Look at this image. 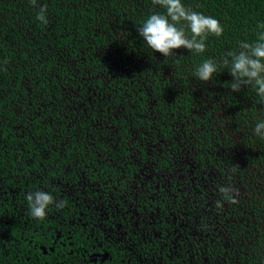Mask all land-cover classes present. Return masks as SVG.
<instances>
[{
  "label": "trees",
  "instance_id": "trees-1",
  "mask_svg": "<svg viewBox=\"0 0 264 264\" xmlns=\"http://www.w3.org/2000/svg\"><path fill=\"white\" fill-rule=\"evenodd\" d=\"M184 3L218 18L224 34L210 38L202 55L181 48L165 58L137 32L147 16L162 11L153 0H0V264H15L25 223L38 226L58 213L54 205L44 220L32 218L26 193L51 191L58 203L75 207L66 188L75 190L81 173H89L88 161L96 159L86 142V116L105 119L108 107H123L135 121L153 103L167 125L184 124L193 139L206 133L219 165L238 162L226 184L247 191L237 221L259 244L241 245V258L264 264V140L252 131L264 117V103L251 86L231 92L227 70L207 83L195 75L204 59H219L236 50L237 41L255 39L264 0ZM41 8L46 23L36 19Z\"/></svg>",
  "mask_w": 264,
  "mask_h": 264
},
{
  "label": "flooded vegetation",
  "instance_id": "flooded-vegetation-1",
  "mask_svg": "<svg viewBox=\"0 0 264 264\" xmlns=\"http://www.w3.org/2000/svg\"><path fill=\"white\" fill-rule=\"evenodd\" d=\"M155 105L135 121L123 107H108L105 119L86 116L96 159L88 158L75 190L66 188L75 207L60 201L50 219L25 223L15 264H249L241 245L259 244L237 221L247 191L233 188L235 203L219 192L238 162L219 165L206 133L193 139L184 124L167 125Z\"/></svg>",
  "mask_w": 264,
  "mask_h": 264
},
{
  "label": "clouds",
  "instance_id": "clouds-1",
  "mask_svg": "<svg viewBox=\"0 0 264 264\" xmlns=\"http://www.w3.org/2000/svg\"><path fill=\"white\" fill-rule=\"evenodd\" d=\"M35 5L36 0H30ZM154 11L147 16L137 29L138 36L152 51L165 58L174 57V50L185 49L191 54L202 55L208 49L210 38H221L224 24L216 17L206 15L187 6L184 0H153ZM47 22L45 9L41 8L36 17ZM255 39L237 41L236 50L228 51L219 59H204L195 69L196 79L211 82L219 72L227 70L232 77L230 91L241 92L251 86L256 97L264 103V22L258 21ZM253 135L264 140V117L253 125ZM222 201L235 203V190L230 185L221 186ZM29 215L44 220L50 208L59 206L53 193L37 188L25 194ZM222 201L217 202L221 206Z\"/></svg>",
  "mask_w": 264,
  "mask_h": 264
},
{
  "label": "bare ground",
  "instance_id": "bare-ground-1",
  "mask_svg": "<svg viewBox=\"0 0 264 264\" xmlns=\"http://www.w3.org/2000/svg\"><path fill=\"white\" fill-rule=\"evenodd\" d=\"M226 142V141H225ZM256 148V147H255ZM219 150V149H218ZM4 173V172H3Z\"/></svg>",
  "mask_w": 264,
  "mask_h": 264
}]
</instances>
